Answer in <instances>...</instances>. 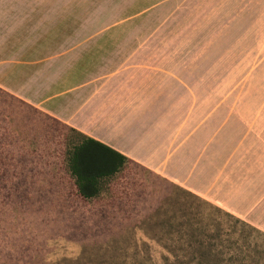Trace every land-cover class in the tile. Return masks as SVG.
<instances>
[{"label": "crops", "instance_id": "0c3cea01", "mask_svg": "<svg viewBox=\"0 0 264 264\" xmlns=\"http://www.w3.org/2000/svg\"><path fill=\"white\" fill-rule=\"evenodd\" d=\"M104 3L0 0V87L125 156L120 172L137 166L264 232V101L223 92L215 65L173 43L168 21L186 16L89 28Z\"/></svg>", "mask_w": 264, "mask_h": 264}, {"label": "rangeland", "instance_id": "374dc122", "mask_svg": "<svg viewBox=\"0 0 264 264\" xmlns=\"http://www.w3.org/2000/svg\"><path fill=\"white\" fill-rule=\"evenodd\" d=\"M104 1L89 28L152 29L159 21L140 14L186 16L168 21L173 43L215 65L206 75L221 77L223 92L264 101V0ZM77 139L0 87V264H216V233L232 218L134 165L81 198L67 166Z\"/></svg>", "mask_w": 264, "mask_h": 264}, {"label": "trees", "instance_id": "16d2710c", "mask_svg": "<svg viewBox=\"0 0 264 264\" xmlns=\"http://www.w3.org/2000/svg\"><path fill=\"white\" fill-rule=\"evenodd\" d=\"M71 130L78 139L67 154L68 171L78 195L90 200L99 195L102 183L119 173L128 159L101 142ZM217 210L232 218L233 225L226 231L219 227L216 233L220 247L216 264H264V232L218 207ZM225 251L231 252L228 258Z\"/></svg>", "mask_w": 264, "mask_h": 264}]
</instances>
